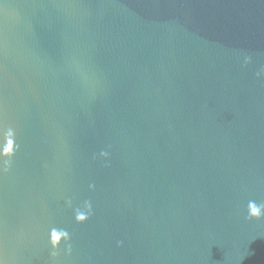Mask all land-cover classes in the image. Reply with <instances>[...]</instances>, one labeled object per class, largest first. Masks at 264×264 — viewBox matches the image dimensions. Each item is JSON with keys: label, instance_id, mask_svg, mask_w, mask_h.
Returning a JSON list of instances; mask_svg holds the SVG:
<instances>
[{"label": "water", "instance_id": "obj_1", "mask_svg": "<svg viewBox=\"0 0 264 264\" xmlns=\"http://www.w3.org/2000/svg\"><path fill=\"white\" fill-rule=\"evenodd\" d=\"M0 264H264V0H0Z\"/></svg>", "mask_w": 264, "mask_h": 264}, {"label": "clouds", "instance_id": "obj_2", "mask_svg": "<svg viewBox=\"0 0 264 264\" xmlns=\"http://www.w3.org/2000/svg\"><path fill=\"white\" fill-rule=\"evenodd\" d=\"M257 210L256 209H253V212H256Z\"/></svg>", "mask_w": 264, "mask_h": 264}]
</instances>
